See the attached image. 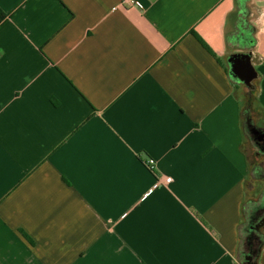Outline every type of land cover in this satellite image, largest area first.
Instances as JSON below:
<instances>
[{"label": "crops", "instance_id": "obj_1", "mask_svg": "<svg viewBox=\"0 0 264 264\" xmlns=\"http://www.w3.org/2000/svg\"><path fill=\"white\" fill-rule=\"evenodd\" d=\"M137 1L0 0V264H264V0Z\"/></svg>", "mask_w": 264, "mask_h": 264}, {"label": "water", "instance_id": "obj_2", "mask_svg": "<svg viewBox=\"0 0 264 264\" xmlns=\"http://www.w3.org/2000/svg\"><path fill=\"white\" fill-rule=\"evenodd\" d=\"M228 73L231 78L251 88L253 80L257 77V71L251 63L250 53L233 54L228 59ZM264 138L263 133L257 135L258 140Z\"/></svg>", "mask_w": 264, "mask_h": 264}, {"label": "trees", "instance_id": "obj_3", "mask_svg": "<svg viewBox=\"0 0 264 264\" xmlns=\"http://www.w3.org/2000/svg\"><path fill=\"white\" fill-rule=\"evenodd\" d=\"M2 16H3V13L0 11V17H2ZM252 43H254V40H253ZM251 93H252V90H251V91H248V92H247V95H248L247 97H250ZM250 111H251V107H243V116H244V117H243V118H244V120H243V126H244V131H245V133L248 135V137L250 138V141L253 142V145H254V147L256 148V151L259 152V153H264V138H263L262 140H258L257 137H256L257 140H253V138H252L251 135H250V128L253 127V120H252V118H251ZM261 145H262V146H261ZM252 166H253V167H252L253 174H254L256 177H261V176H263V174H262V170H261V168H260L259 165L254 164V165H252ZM251 212H252V210H251ZM261 212H262V208H261V206L257 207L255 214H256V213L261 214ZM255 219L258 220L257 216H256ZM259 220H260V219H259ZM250 238H253L252 233L249 235V239H250ZM251 241H253V239H250V242H251ZM246 242H248V241H246ZM250 242H249V246H248V244H247V247H246L247 250L250 249ZM251 244H252V243H251ZM246 248H245V249H246ZM245 254H248V253H245ZM241 264H255V262H253V261H252V262H251V261H248L247 258H246L245 261H242V262H241Z\"/></svg>", "mask_w": 264, "mask_h": 264}, {"label": "rangeland", "instance_id": "obj_4", "mask_svg": "<svg viewBox=\"0 0 264 264\" xmlns=\"http://www.w3.org/2000/svg\"><path fill=\"white\" fill-rule=\"evenodd\" d=\"M252 103H253V95H252V93H251L250 97H247V96L243 97V107H251L253 105ZM249 142L248 143L251 144L254 147L253 142H251V141H249ZM252 146H251V148H249V154H250L251 161H252V159H254V152H257L256 148L255 147L253 148ZM254 163L257 164L255 162V160H253V164ZM252 177L254 178V174H253Z\"/></svg>", "mask_w": 264, "mask_h": 264}, {"label": "built area", "instance_id": "obj_5", "mask_svg": "<svg viewBox=\"0 0 264 264\" xmlns=\"http://www.w3.org/2000/svg\"><path fill=\"white\" fill-rule=\"evenodd\" d=\"M121 3L123 5H129V6H139L141 7L142 5L137 1V0H121ZM146 165L149 169H153L154 165H155V162L153 159L149 158L147 161H146ZM170 177H165V182H169L170 181Z\"/></svg>", "mask_w": 264, "mask_h": 264}, {"label": "flooded vegetation", "instance_id": "obj_6", "mask_svg": "<svg viewBox=\"0 0 264 264\" xmlns=\"http://www.w3.org/2000/svg\"><path fill=\"white\" fill-rule=\"evenodd\" d=\"M260 133L259 129L256 127H251L250 128V135L253 138V140H257L256 137Z\"/></svg>", "mask_w": 264, "mask_h": 264}]
</instances>
